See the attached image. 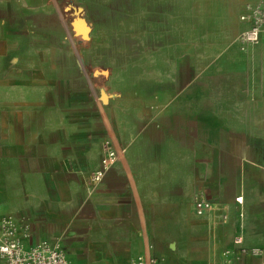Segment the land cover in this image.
<instances>
[{
	"label": "crops",
	"instance_id": "1",
	"mask_svg": "<svg viewBox=\"0 0 264 264\" xmlns=\"http://www.w3.org/2000/svg\"><path fill=\"white\" fill-rule=\"evenodd\" d=\"M254 2L131 0L120 10L116 0H2L0 45L15 28L14 5L28 6L73 46L59 56L74 63L61 65L60 79L44 75L56 104L41 115L30 102L27 120L18 117L29 139L0 133V234L9 220L25 246L46 241L71 264H263L264 36L239 39ZM117 27L146 30L156 60L173 62L172 89L158 84L162 64L136 84L110 67L87 74L90 55L74 46L98 44L100 29L113 38ZM216 76L228 82L213 88L205 79ZM106 147L116 161L102 167ZM199 196L212 204L201 216Z\"/></svg>",
	"mask_w": 264,
	"mask_h": 264
},
{
	"label": "rangeland",
	"instance_id": "2",
	"mask_svg": "<svg viewBox=\"0 0 264 264\" xmlns=\"http://www.w3.org/2000/svg\"><path fill=\"white\" fill-rule=\"evenodd\" d=\"M125 1L129 3L131 0H116V7L122 10L125 8ZM139 1L141 0H136L135 7L139 6ZM27 7L19 4L14 5L15 13L13 12V15L17 19L14 24L15 28L12 30L13 33L5 39L6 43L0 45V133L8 135L9 138L13 136V138L25 140L29 139L30 132L24 128V125H21L18 118L22 116L25 121L27 120L25 107L31 106L30 102L32 105L40 104L36 110L43 115L45 112L44 103L46 106L54 105L59 99L57 88L58 91L53 89L51 98H48L47 92L43 88L46 78L44 75L51 74L52 78L60 79L59 75L63 74L61 65L74 63L72 59L67 60V57L59 56L65 52H73V46L68 43L59 44L58 39L53 35L57 33L52 29L54 24L35 17L27 11ZM89 14L96 15L94 12ZM108 15L110 14L100 13L102 18H107ZM115 24L124 26L127 23L117 19ZM111 31L116 32L117 36L111 38L106 29H100L96 38L97 41H100L98 44L74 46L77 51H81L83 48L90 55L87 57V61H83L84 70L89 76V70L93 67H110L114 71H121L118 76L114 75L117 77L116 81L121 82L126 79V82L136 84L141 82L150 71L155 72L156 67L159 71L160 64H162L165 74L158 80V84L162 85L164 90L172 89V79L174 80V78L170 69L173 62L171 60H156L154 52L156 45L150 44V42L146 44L145 29L131 28L127 32L126 29L117 27ZM150 31L154 33L156 30ZM152 38H155V34ZM167 51L171 52L170 49ZM50 55H52L51 58ZM51 63L53 66L49 69ZM18 70L20 76L17 74ZM37 71L41 73H36ZM17 78L20 81L24 79V81L19 82ZM205 80L209 81L213 88H219L222 83L228 82L227 78L218 76L208 77ZM111 84H113V80H111ZM215 95L220 96L218 89L215 90Z\"/></svg>",
	"mask_w": 264,
	"mask_h": 264
},
{
	"label": "built area",
	"instance_id": "3",
	"mask_svg": "<svg viewBox=\"0 0 264 264\" xmlns=\"http://www.w3.org/2000/svg\"><path fill=\"white\" fill-rule=\"evenodd\" d=\"M241 19L247 20V28L239 35L240 41L246 44L256 43L264 36V0H255L252 4L246 5V13ZM116 161L115 151L106 147V153L101 158V166L107 167ZM102 173H97L95 180H99ZM236 204L240 205L241 197L235 198ZM211 202L204 197H196L194 202L195 213L198 216L205 214L211 209ZM241 236L233 240L235 245H240ZM241 254L257 256L261 253L258 249L240 250ZM229 254L226 250L224 255ZM154 259L137 257L132 264H151ZM0 264H71L66 257L64 250L58 246H51L46 241L34 245L25 246L22 243L18 227L7 220L1 225L0 234ZM264 264V263H263Z\"/></svg>",
	"mask_w": 264,
	"mask_h": 264
}]
</instances>
